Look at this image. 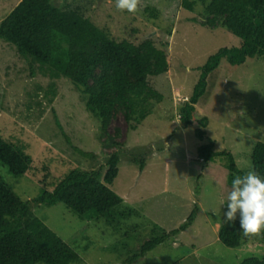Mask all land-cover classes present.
I'll return each mask as SVG.
<instances>
[{"label": "rangeland", "instance_id": "rangeland-1", "mask_svg": "<svg viewBox=\"0 0 264 264\" xmlns=\"http://www.w3.org/2000/svg\"><path fill=\"white\" fill-rule=\"evenodd\" d=\"M20 1L0 0V22ZM181 1L141 0L139 10L129 13L118 11L112 0H53L58 6L82 8L116 39L140 43L150 37L167 52V72L150 77L164 99L136 126L123 113L109 123L110 132L121 128L119 140L124 144L118 148L119 173L110 187L125 204L140 211L118 229L103 217L84 218L63 202L32 201L43 183L53 188L75 167L99 169L115 149L102 147L101 123L86 109L71 80L39 60L32 61L33 76L31 60L0 38V135L22 141L33 157L25 174L15 177L1 163L0 174L23 200L31 201L33 213L77 251L80 260L72 264H240L245 257L264 256L262 235L244 237L238 247L220 241L219 229L227 211L221 201H226L231 185L226 158L207 161L198 152L201 145L212 143L216 152L231 151L240 168H252L253 146L264 141V56L238 65L223 58L205 73V91L194 103L192 120L184 123L178 115L181 96L190 99L193 95L211 55L222 47L239 46L241 39L227 28L202 25V5L190 11ZM151 8L157 9L158 17L151 14ZM53 109L73 145L95 157L80 154L67 142ZM204 117L208 120L202 126ZM199 128L205 131L203 138ZM135 152L146 154L143 171L139 162L131 160ZM196 204L199 209L191 226L144 257L127 262L149 237L153 224L167 231L177 228Z\"/></svg>", "mask_w": 264, "mask_h": 264}, {"label": "trees", "instance_id": "trees-1", "mask_svg": "<svg viewBox=\"0 0 264 264\" xmlns=\"http://www.w3.org/2000/svg\"><path fill=\"white\" fill-rule=\"evenodd\" d=\"M171 1L180 3V0ZM181 4L190 11L201 4L203 10L199 21L202 25L213 29L227 28L241 39L239 46L222 47L211 55L193 95L190 99L185 96L179 100L178 115L187 124L192 120L194 103L205 91V73L216 68L223 58L238 65L248 58L264 56V0H182ZM146 10L150 9L146 7ZM151 14L159 16L156 8H151ZM95 22L98 23L80 7L58 6L53 0H21L1 20L0 38L14 44L24 59L31 60L33 76L32 61L39 60L71 80L81 92L79 98L85 102L86 109L101 123L98 137L102 147L115 149L99 169L75 167L53 188L43 183L40 194L32 201L47 205L63 202L84 218L103 217L108 225L118 229L124 220L138 216L140 211L125 204L123 197L110 187L119 173L118 148L124 144L119 140L121 128L115 127L110 132L109 123L121 113L129 122H135L134 126L142 123L164 99V94L151 84L150 77L167 72L169 64L166 50L157 46L152 38H145L140 43L119 40ZM53 113L67 142L80 154L95 157V153L73 145L55 109ZM200 120L202 126L207 124L206 117ZM198 135L203 138L205 131L199 128ZM198 152L207 161L225 156L230 183L236 175L247 172L239 167L231 151L216 152L212 143L201 145ZM130 156L132 161L140 163L143 171L146 154L135 152ZM251 160L252 168L264 176V141L258 140L254 144ZM32 162L33 157L25 143L0 135V163L13 176L25 174ZM198 209L196 204L186 221L169 231L153 224L149 237L127 262L132 263L169 238L177 237L193 224ZM223 221L218 235L220 241L230 247L243 244L239 219ZM79 260L77 251L35 215L31 201L23 200L0 174V264H72ZM240 264H264V256H248Z\"/></svg>", "mask_w": 264, "mask_h": 264}, {"label": "clouds", "instance_id": "clouds-1", "mask_svg": "<svg viewBox=\"0 0 264 264\" xmlns=\"http://www.w3.org/2000/svg\"><path fill=\"white\" fill-rule=\"evenodd\" d=\"M114 3L118 11L135 13L141 0H114ZM185 98L181 96V100ZM179 122L178 119L175 123ZM225 203L227 211L223 223L235 222L239 215V226L245 238L264 234V176L254 168L232 179L226 201H221V205ZM212 211L217 214L215 209Z\"/></svg>", "mask_w": 264, "mask_h": 264}, {"label": "crops", "instance_id": "crops-1", "mask_svg": "<svg viewBox=\"0 0 264 264\" xmlns=\"http://www.w3.org/2000/svg\"><path fill=\"white\" fill-rule=\"evenodd\" d=\"M176 102V101H175Z\"/></svg>", "mask_w": 264, "mask_h": 264}]
</instances>
